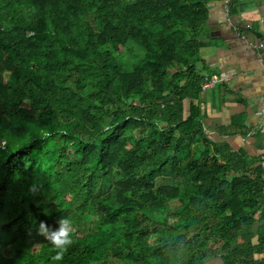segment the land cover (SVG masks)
<instances>
[{"label":"trees","instance_id":"16d2710c","mask_svg":"<svg viewBox=\"0 0 264 264\" xmlns=\"http://www.w3.org/2000/svg\"><path fill=\"white\" fill-rule=\"evenodd\" d=\"M210 1L0 0V264H264V167L205 126Z\"/></svg>","mask_w":264,"mask_h":264},{"label":"crops","instance_id":"0c3cea01","mask_svg":"<svg viewBox=\"0 0 264 264\" xmlns=\"http://www.w3.org/2000/svg\"><path fill=\"white\" fill-rule=\"evenodd\" d=\"M233 2L234 11L221 0L208 5L197 68L203 76L228 72L231 79L203 91L201 106L208 136L245 151L253 169L264 154V136L255 131L264 107V0Z\"/></svg>","mask_w":264,"mask_h":264},{"label":"built area","instance_id":"2783aa9c","mask_svg":"<svg viewBox=\"0 0 264 264\" xmlns=\"http://www.w3.org/2000/svg\"><path fill=\"white\" fill-rule=\"evenodd\" d=\"M224 7L228 10L231 8V4L234 0H221ZM231 79V74L228 72L224 73H213L210 75L204 76V80L201 84L202 90L205 91L209 88L215 87L217 84L228 82ZM261 118L260 122L256 126L255 131L261 133L264 136V107L261 108L260 112ZM260 164L264 167V154L260 156Z\"/></svg>","mask_w":264,"mask_h":264},{"label":"rangeland","instance_id":"374dc122","mask_svg":"<svg viewBox=\"0 0 264 264\" xmlns=\"http://www.w3.org/2000/svg\"><path fill=\"white\" fill-rule=\"evenodd\" d=\"M3 143H4V142H3ZM157 182L160 183L161 180L158 179ZM2 238H3L4 240H7V237H6L5 235H2ZM8 253H12V250H9ZM221 263H222V260H221V258L218 256V257H213V258L207 259V260L205 261L204 264H221Z\"/></svg>","mask_w":264,"mask_h":264},{"label":"water","instance_id":"95a60500","mask_svg":"<svg viewBox=\"0 0 264 264\" xmlns=\"http://www.w3.org/2000/svg\"><path fill=\"white\" fill-rule=\"evenodd\" d=\"M254 33H255V35H256L257 37H262V34H261V33L256 32V31H254ZM255 44H256L257 46L260 45L259 41H255Z\"/></svg>","mask_w":264,"mask_h":264}]
</instances>
